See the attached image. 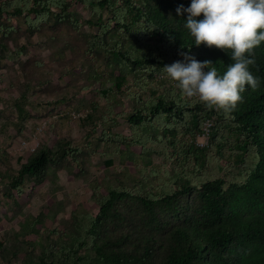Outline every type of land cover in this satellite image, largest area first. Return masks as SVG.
<instances>
[{
	"label": "trees",
	"instance_id": "trees-1",
	"mask_svg": "<svg viewBox=\"0 0 264 264\" xmlns=\"http://www.w3.org/2000/svg\"><path fill=\"white\" fill-rule=\"evenodd\" d=\"M179 4L190 0L0 1V54L2 39L18 30L5 23L13 18L23 19L31 35L66 27L83 35L91 58L84 59L90 65L84 89L98 86L104 95L126 91L131 103L119 115L112 96L81 120L129 156L127 167L137 170L126 171L132 189L108 185L97 199V214L76 217L67 241L60 238L59 247L49 245L39 257L26 255L25 264H264V42L248 53L259 85H246L231 111L188 97L165 65L190 52L223 74L234 61L231 50L195 45L185 27L188 14L176 12ZM84 26L93 33H83ZM96 61H104L108 71L96 68ZM107 82L114 88L107 89ZM26 104L25 94L15 103L20 123ZM121 121L130 135L112 128ZM57 145L66 155V144ZM137 153L144 165L157 155L173 169L163 175L140 169L133 162ZM55 156L51 147L31 153L5 193L23 192L32 179L41 183ZM159 175L146 190L148 177Z\"/></svg>",
	"mask_w": 264,
	"mask_h": 264
},
{
	"label": "rangeland",
	"instance_id": "rangeland-1",
	"mask_svg": "<svg viewBox=\"0 0 264 264\" xmlns=\"http://www.w3.org/2000/svg\"><path fill=\"white\" fill-rule=\"evenodd\" d=\"M84 15L87 17L88 13ZM5 23L17 25L18 30L2 39L4 48L0 54L1 58L4 56L0 60V264H25L26 255L39 257L49 245L59 247L56 243L60 238L67 241L76 217L97 214V199L108 185L132 189L134 182L126 171L137 170L127 167L132 164L131 159L121 153L119 143L102 140L91 133L90 123L81 120L93 105L103 108L112 96L119 101V115L126 114V104L131 105L126 91L112 90L104 95L98 86L93 91L92 87L84 89L89 84L90 67L84 59L91 58L83 35L63 26L55 30L46 27L31 35L23 19L13 18L11 23ZM81 31L93 33L87 26ZM94 64L100 71H108L104 61ZM130 83L131 80L123 89ZM106 88H114V83L107 82ZM24 94L27 114L20 123L15 103ZM44 123L46 128L39 132ZM112 128L125 135L131 133L122 121ZM99 132H106V128L101 127ZM23 141L34 145V152L51 147L56 156L41 183L32 179L23 192L5 193L9 180L34 153L21 148ZM201 141L199 138L198 143ZM58 142L66 144V155L58 153ZM149 157L151 162L144 165L138 154L132 160L134 166L154 169L162 175L173 169L157 155ZM158 180L160 175L148 177L145 189H153ZM15 252L17 257H13Z\"/></svg>",
	"mask_w": 264,
	"mask_h": 264
},
{
	"label": "clouds",
	"instance_id": "clouds-1",
	"mask_svg": "<svg viewBox=\"0 0 264 264\" xmlns=\"http://www.w3.org/2000/svg\"><path fill=\"white\" fill-rule=\"evenodd\" d=\"M176 12L188 14L185 27L195 45L231 50L234 62L220 74L211 60L182 52L183 59L163 67L166 74L186 96L231 111L243 100L246 85H259L248 53L264 42V0H190L187 6L179 4Z\"/></svg>",
	"mask_w": 264,
	"mask_h": 264
},
{
	"label": "built area",
	"instance_id": "built-area-1",
	"mask_svg": "<svg viewBox=\"0 0 264 264\" xmlns=\"http://www.w3.org/2000/svg\"><path fill=\"white\" fill-rule=\"evenodd\" d=\"M46 123H44L43 125H41V127L38 129L39 132H43V129L45 127ZM207 126L209 127V124L207 123ZM203 139L204 140H207L208 139V129H207V132L205 135H203ZM22 149H25V150H29L31 152H34L36 150V147L34 145H32L30 142H27V141H23L22 142V146H21Z\"/></svg>",
	"mask_w": 264,
	"mask_h": 264
}]
</instances>
